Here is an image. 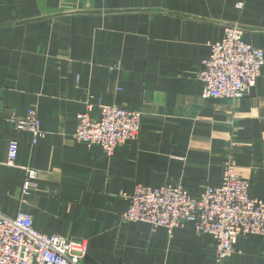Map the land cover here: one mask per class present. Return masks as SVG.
Instances as JSON below:
<instances>
[{"label": "crops", "instance_id": "crops-1", "mask_svg": "<svg viewBox=\"0 0 264 264\" xmlns=\"http://www.w3.org/2000/svg\"><path fill=\"white\" fill-rule=\"evenodd\" d=\"M232 22L264 49V0H0V210L84 240V264H215L211 235L191 223L170 233L126 222L123 194L138 184L192 195L220 186L233 142L238 173L264 199V66L235 101L204 98L197 77ZM88 102L142 111L139 136L111 156L76 141ZM32 107L47 132L36 144L5 118ZM11 140L16 166L6 165ZM29 168L39 173L24 195ZM227 264H264V235H240Z\"/></svg>", "mask_w": 264, "mask_h": 264}, {"label": "built area", "instance_id": "built-area-1", "mask_svg": "<svg viewBox=\"0 0 264 264\" xmlns=\"http://www.w3.org/2000/svg\"><path fill=\"white\" fill-rule=\"evenodd\" d=\"M236 7L242 9L243 2ZM220 41L210 44L209 54L201 61L197 74L203 84L206 99L235 101L245 97L256 85L264 66V49L244 40V29L238 22L224 23ZM98 107L100 116L92 111ZM6 121L17 131L32 134V143L46 138L38 108H29L25 115L14 110L5 112ZM143 112L129 108L88 102L77 116L74 138L88 146L98 145L108 156L130 140H135L142 126ZM230 144L224 163L220 186H208L199 195L190 194L183 186L153 187L136 185L133 192L123 194L129 206L123 219L126 222H145L153 227H164L170 233L186 223L209 234L215 240V264H227L242 234L264 235V199L251 194V180L242 177L231 153ZM19 142L8 146L7 166H16ZM36 169H27L22 193L33 192ZM84 240L39 232L33 217L19 212L11 217L0 210V264H84Z\"/></svg>", "mask_w": 264, "mask_h": 264}]
</instances>
